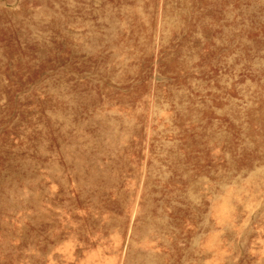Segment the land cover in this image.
Segmentation results:
<instances>
[{
	"label": "rangeland",
	"instance_id": "374dc122",
	"mask_svg": "<svg viewBox=\"0 0 264 264\" xmlns=\"http://www.w3.org/2000/svg\"><path fill=\"white\" fill-rule=\"evenodd\" d=\"M0 264H264V0H0Z\"/></svg>",
	"mask_w": 264,
	"mask_h": 264
}]
</instances>
